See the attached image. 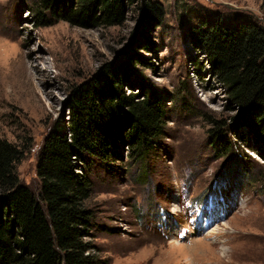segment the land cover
I'll use <instances>...</instances> for the list:
<instances>
[{"label":"rangeland","instance_id":"1","mask_svg":"<svg viewBox=\"0 0 264 264\" xmlns=\"http://www.w3.org/2000/svg\"><path fill=\"white\" fill-rule=\"evenodd\" d=\"M139 1L123 24L85 28L37 26V0H0V140L18 152L15 173L35 195L37 156L67 117L70 89L126 47ZM151 1L164 12L152 31L156 51H140L148 64L134 66L126 89L137 93L145 81L157 91L163 134L145 159L126 151L114 167L93 163L87 240L105 264H264V145L242 128L240 138L229 134L231 151L215 150L211 119L231 114L228 98L189 35L216 19L264 29V0Z\"/></svg>","mask_w":264,"mask_h":264},{"label":"trees","instance_id":"2","mask_svg":"<svg viewBox=\"0 0 264 264\" xmlns=\"http://www.w3.org/2000/svg\"><path fill=\"white\" fill-rule=\"evenodd\" d=\"M134 4L37 0L35 25L57 20L85 28L121 25ZM137 6L139 16L126 47L70 89L67 117L51 128L37 156V195L15 173L16 149L0 140V264H105L87 240L89 171L94 162L106 167L125 162L126 151L131 160L145 159L165 125L163 101L155 89L140 81L137 93L127 91L135 83L134 66L148 64L140 51H156L152 31L164 15L155 1L140 0ZM189 35L228 98L231 114L211 119L215 150L219 155L231 151L236 143L229 134L240 138L242 128L264 145V29L255 21L225 25L216 19L191 26Z\"/></svg>","mask_w":264,"mask_h":264}]
</instances>
